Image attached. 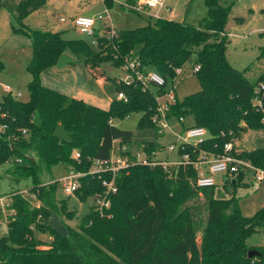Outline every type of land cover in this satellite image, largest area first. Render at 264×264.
<instances>
[{"label":"trees","instance_id":"16d2710c","mask_svg":"<svg viewBox=\"0 0 264 264\" xmlns=\"http://www.w3.org/2000/svg\"><path fill=\"white\" fill-rule=\"evenodd\" d=\"M46 1L22 0L11 12L13 32L31 42V59L26 66L29 99L23 102L10 93L0 100V127L5 128L0 133V167L5 168L4 178L10 186L20 179H31L30 191L37 204L32 208L22 195H12L15 213L7 225L8 238L0 239V264H264V247L246 244L250 233L264 229V210L244 218L234 196L218 200L213 195L214 187L197 189V173L192 166L169 173L160 167L141 165L121 171L115 180L116 192L108 195L110 208L101 216L91 206L77 229L63 220H72L75 214L67 210L66 201H57L56 182L42 180L54 168L63 166L80 174L79 188L73 194L78 200L104 196L102 183L110 177L106 172L90 171L94 162L110 159L115 141L130 139L129 131L112 122L133 112L142 113L138 126L150 128L154 135L142 150L150 155L163 149L149 120L157 108L152 91L143 89L136 79L126 85L101 69L105 64L122 69L129 58L137 59L140 72L154 71L168 85L188 62L193 49L199 48L195 65L199 69L194 74L200 90L182 101L176 99L168 115L170 121H188L187 125L180 123L184 131H207L209 137L194 148L195 152L186 151L193 160L203 152L222 153L223 146L234 145L243 132L263 130L264 75L251 80L247 76L251 67L236 70L226 58L229 41L225 23L236 0H205L207 18L197 26L159 19L114 34L106 27L96 41V49L82 40H66L62 32L27 27L24 20ZM122 1V9H130L137 2ZM104 2L108 4L109 0ZM1 7H7L5 0H0ZM260 13L264 14V9ZM66 54L82 62L91 77L111 85L117 95L122 93L125 100L114 98L108 109H101L44 87L41 74ZM3 70L0 61V72ZM58 127L70 134L71 142L53 137ZM240 158L264 171V149L242 151ZM243 178L240 173L230 183L236 187ZM50 211L67 229L65 239L49 228ZM202 218L205 225L197 243L194 225ZM35 231H49L50 244L35 240ZM251 250L260 255L249 259Z\"/></svg>","mask_w":264,"mask_h":264},{"label":"rangeland","instance_id":"374dc122","mask_svg":"<svg viewBox=\"0 0 264 264\" xmlns=\"http://www.w3.org/2000/svg\"><path fill=\"white\" fill-rule=\"evenodd\" d=\"M20 1L22 0H5L7 7H1L0 9V26L5 25V18L3 17L7 14L11 15V12L15 10ZM117 1L119 0H116V3ZM220 4L225 6V2L223 1ZM166 7L173 10L177 21L184 22L190 26H197L199 21L207 18L205 0H166ZM255 9L257 10L253 12ZM261 9H264V0H236L225 23V30L229 33L227 34L229 41L226 48L227 61L239 71L251 67L252 69H250L247 75L251 80L256 79L259 75H264V14L260 13ZM84 12L96 21L94 29L97 32L93 36L80 34L73 25L74 16L83 15L82 13ZM98 16H102L103 19L98 20ZM60 19H64V22H61ZM149 19L145 14L132 12L129 8L122 9L118 4L106 10L104 3L100 0H47L45 6L31 13L24 23L34 30L62 32L64 39L82 40L91 48L96 49V41L104 33L102 30L105 26L104 24L112 25V28H115L116 31L134 30L147 25ZM11 22L13 23L12 17ZM151 22L153 23L154 21ZM0 34H4L3 27L2 29L0 28ZM22 38V40H27L28 46L26 45L21 55L16 57L17 60H13V56L4 51V48L10 46L11 43L0 41V57H5L8 71L3 70L0 72V100L5 94L2 91V85H9L14 96L20 93L21 97L18 98L20 101L24 102L29 99L26 86L30 80V75L26 71V66L31 57V48L29 47L31 42L27 37ZM198 52L199 48L193 49L188 62L178 72L174 82L171 83L175 88L176 99L179 101L200 90L199 83L194 74ZM136 53L137 49L133 51L134 55ZM67 56L73 60V63L65 65L60 69L56 66L46 69L41 74V84L46 88L82 100L87 104L101 109H108L110 102L114 98H117V94L114 92L112 86L103 80L98 81L94 79L82 62L72 55ZM101 69L111 78L121 81L125 80L126 75L120 68H114L105 64L101 66ZM160 103L163 104L164 101L160 100ZM141 117L142 113L133 112L127 118L113 121L115 127L129 131L131 137L126 142L115 141L113 143V149L110 153L112 161L121 157L120 148H127L128 153L132 156L139 154L138 157L143 158L141 152L143 145L151 143L154 140V135L150 128L138 126ZM187 124L188 121H184V125ZM170 126L174 132L179 135L182 134L185 137L183 127L175 120L170 121ZM157 142L160 146L166 147L174 143L175 138L171 132L166 131L162 136L157 138ZM197 142L198 140L195 139L189 140L192 146H196ZM181 143L179 141L175 145V149L171 154L166 149L158 152L156 159L165 160L168 158L170 163L179 162V146ZM234 147L239 152L264 149V129L259 131L248 130L241 133L234 140ZM4 169L0 170L3 176V178H0V195L20 194L30 202V207L34 208L37 202L30 191L33 186L32 180L20 179L18 184L13 183L10 186L9 180L4 178ZM94 169L92 167L91 170L93 171ZM68 173L69 171L63 166H59L52 170L50 176H43L42 180L45 183L56 182L57 201H66L67 210L75 214L72 220L65 218L63 220L67 226L77 229L80 220L89 212L90 207L93 205V198L83 202L78 200L73 194L67 195L63 190L61 178L68 176ZM214 180L215 187L212 189L214 198L225 200L230 195L234 196L239 200L240 211L244 218L250 219L259 210H264V180L257 183L254 181L252 174L248 172H245L244 178L236 187H233L230 183L233 178L229 179V183L226 184L221 175H216ZM204 225L205 218H202L194 225L197 243H200ZM8 235L7 224L2 223L0 225V239L8 238ZM33 236L35 240L45 244H50L52 241L49 231L41 233L35 231ZM246 244L254 248L264 247V229L250 233L246 237Z\"/></svg>","mask_w":264,"mask_h":264},{"label":"built area","instance_id":"2783aa9c","mask_svg":"<svg viewBox=\"0 0 264 264\" xmlns=\"http://www.w3.org/2000/svg\"><path fill=\"white\" fill-rule=\"evenodd\" d=\"M134 12L145 14L150 19L149 20H159L163 19L161 16V10L165 9V0H137L135 6L130 7ZM102 16H98V20H102ZM60 21H63L60 19ZM73 25L75 29L78 30L80 34L93 36L94 35V25L95 19L88 17H77L73 19ZM111 34L114 31L111 30ZM199 67L194 68L196 72ZM122 71L125 73L126 77L123 82L126 85L136 79L140 82L143 89H150L155 98L157 108L155 113L150 117V123L156 129L159 136H162L166 131L171 132L175 138V142L163 147L162 150L166 149L169 154H171L175 145L181 141L179 146L180 161L176 163H170L168 158L165 160L156 159V154L158 152H152L147 155L143 150L142 157L139 158V154L132 156L128 153L127 148H120L121 157L112 161L111 159L103 162H94L93 171L90 173H102L106 172L110 177L109 181H103V186L106 189L104 196L93 197V207L95 210L103 216L104 212L110 208V201L108 199L109 194H114L116 192L115 180L121 171H125L134 165L145 166L149 169H154L160 167L164 172L169 173L170 170L178 169L181 166H192L196 170V180L195 187L197 189H205L215 187L214 177L216 175L223 176V181L226 182L229 179L234 178L240 173L245 174V172L251 173L255 182H261L264 180V171L258 169L251 165L248 161L240 158V153L237 151L232 143H226L223 146L222 153L212 154L203 152L198 155L196 160H193L191 156L186 152L188 149L196 148L199 144L204 142L208 137V133L202 128H189L185 133V137L182 134H177L171 129L170 120L168 115L170 113L171 106L176 101L175 88L172 84H166L165 80L156 72H140L139 62L136 58H129L125 61ZM179 72V71H178ZM177 72V74H178ZM154 88V90H153ZM161 89H164V93H161ZM4 91L6 94H12L10 87L5 86ZM13 95V94H12ZM16 98H20L21 94L15 95ZM118 100H125V96L120 93L117 95ZM160 100L164 103L161 104ZM255 102L260 105L259 98L256 97ZM184 122L183 119L179 120V124ZM264 122V120H263ZM4 126L0 127V133L4 132ZM198 140L196 146H192L189 140ZM76 158L79 157L78 154L75 155ZM2 168L0 167V170ZM2 173L0 172V175ZM80 174L73 171H69L68 176L61 178L62 187L67 195H72L79 188L78 178ZM25 198V197H24ZM15 213L12 208V195H0V225L6 223L8 225L11 216Z\"/></svg>","mask_w":264,"mask_h":264},{"label":"crops","instance_id":"0c3cea01","mask_svg":"<svg viewBox=\"0 0 264 264\" xmlns=\"http://www.w3.org/2000/svg\"><path fill=\"white\" fill-rule=\"evenodd\" d=\"M78 1H80V0H78ZM100 1H102V3H104V5H105V7H106V10H107V8H108V10H109V8H112V7H114V5H119L121 8H122V6H124V2L122 1V0H119V1H117V3H116V0H109V3L107 4V3H105L104 2V0H100ZM166 1V0H165ZM46 4V3H45ZM110 4V5H109ZM45 6V5H44ZM43 6V7H44ZM42 7V8H43ZM123 9H128L127 7H125V8H123ZM40 10V9H39ZM257 9H255V10H253V12H255ZM0 12H1V10H0ZM83 15H75L74 16V18H77V17H88V18H93V17H90V16H88L87 15V13L86 12H84V13H82ZM161 16H162V18L163 19H169V20H174V21H177V18L174 16V14H173V10L172 9H170L169 7H166L165 9H163V10H161ZM29 17V16H28ZM27 17V18H28ZM3 18H5L4 19V23H5V25L4 26H0V28L2 29V27H3V32H4V34H0V41L1 42H3V41H5V42H10L11 43V45L10 46H8V47H5L4 49V51L5 52H7V54H9V55H11V56H13L12 58H13V60L15 59V60H17V58L16 57H18V55L20 56L21 55V53H22V50H25L24 49V47H26V45L28 46V43H27V40H22L23 38L22 37H26V36H24V35H22V34H18V33H14L13 32V29H12V22H11V15L10 14H7L5 17H3ZM26 18V19H27ZM73 18V19H74ZM108 18V17H107ZM25 19V20H26ZM24 20V21H25ZM63 21H61V22H64V19H62ZM178 22H180V21H178ZM25 24V23H24ZM26 25V24H25ZM105 26H104V28L102 29L103 30V32H105L104 30H105V28L106 27H108L110 30H114V31H116L115 30V28L113 29L112 28V25H106V24H104ZM27 27H29V25H26ZM95 26H96V21H95V25H94V28H95ZM30 28V27H29ZM31 29V28H30ZM34 30V29H33ZM36 30V29H35ZM40 31H42V30H40ZM226 31V30H225ZM96 32H97V30L96 29H94V34H96ZM226 33L227 34H229L227 31H226ZM239 34V33H238ZM28 38V37H27ZM244 39H245V37H243ZM9 43V44H10ZM2 46V45H1ZM30 47V46H29ZM31 48V47H30ZM6 56V55H5ZM8 57V56H7ZM1 59H0V61L2 62V64H3V66H4V70L5 71H7V61H6V59H5V57H0ZM10 58V57H9ZM30 59H31V57H30ZM8 72V71H7ZM178 75V74H177ZM98 81H100V80H98ZM5 86H8V87H10L9 85H2V91H3V93H5L6 94V92L4 91V88H5ZM11 88V87H10ZM12 90V89H11ZM13 93V92H12ZM4 94V95H5ZM2 98V97H1ZM113 123V122H112ZM114 124V123H113Z\"/></svg>","mask_w":264,"mask_h":264},{"label":"water","instance_id":"95a60500","mask_svg":"<svg viewBox=\"0 0 264 264\" xmlns=\"http://www.w3.org/2000/svg\"><path fill=\"white\" fill-rule=\"evenodd\" d=\"M72 63H73V60L69 56L63 55L59 58L56 64V67L60 69L64 67L65 65L72 64ZM53 137L59 141H63L67 143L72 141L70 134L66 132L64 129H62L61 127H58L54 131ZM48 225H49V228L60 238L65 239L67 237V229L65 228V226L61 224L57 214H55L52 211H50V219H49ZM259 255L260 254L258 251L251 250L248 252L247 257L251 259L253 257H258Z\"/></svg>","mask_w":264,"mask_h":264}]
</instances>
